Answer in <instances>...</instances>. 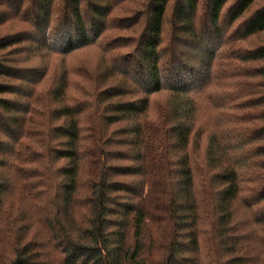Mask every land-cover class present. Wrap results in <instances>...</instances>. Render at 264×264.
I'll use <instances>...</instances> for the list:
<instances>
[{
  "label": "trees",
  "instance_id": "1",
  "mask_svg": "<svg viewBox=\"0 0 264 264\" xmlns=\"http://www.w3.org/2000/svg\"><path fill=\"white\" fill-rule=\"evenodd\" d=\"M259 1L0 0V29L31 27L0 36V264H264V197L241 196L239 169L225 159L248 148L264 170V95L251 106L263 120L256 141L233 128L224 141L226 119L208 130L198 72L211 76L236 43L263 36ZM128 7L135 18L116 20ZM116 29L137 34L113 39L125 54L100 43ZM96 45L103 64L85 74L32 64ZM240 60L264 80V44ZM233 78L220 75L230 88ZM32 84L38 93L50 84L59 104L42 107L38 140L28 128L39 114ZM116 125L123 150L111 148ZM204 135L197 177L192 143Z\"/></svg>",
  "mask_w": 264,
  "mask_h": 264
},
{
  "label": "rangeland",
  "instance_id": "2",
  "mask_svg": "<svg viewBox=\"0 0 264 264\" xmlns=\"http://www.w3.org/2000/svg\"><path fill=\"white\" fill-rule=\"evenodd\" d=\"M264 4V0L259 1L255 7H260ZM135 10L137 12L138 4L135 6ZM134 11L132 8L128 7L127 11L125 13H117L114 15L116 17V20H120L123 18H135L132 17V14ZM19 31H31V27L26 24L21 23H13L10 26H7L3 29H0V36L3 35H9L13 33H17ZM137 34H134L132 30L126 31L123 29H116L109 31L104 38H102L100 43L107 42L108 45L106 47L107 50L111 52L112 55L117 54H125L128 52L127 47L118 48L115 44V41L113 39L115 38H124L129 39L135 37ZM264 44V34L262 37H259L257 39H252L251 41L247 43H241L238 42L234 45V47L231 48V52H229V56L227 59L228 66L218 69V58L215 60L213 65L211 66V76H207V69L208 67H204L202 70L199 69V73H201L200 80L203 83V85H209L207 88L206 94L210 96V98L205 102L207 104L209 114V121L211 125H208V130L212 127L216 129L221 128L222 130V124L224 120L226 119V125L224 126L225 131L220 134L223 136L224 141L227 139L228 136H231L230 141H232V135H236L237 132H240L242 134V131H244L243 136H245L246 141L253 140L256 141V137L259 133V130L261 126L263 125V120L260 121V117L256 113L254 109H252L251 106L256 104V100L261 98L264 95V80L261 79L259 76H256L255 68H257V65L255 63H245L240 60L241 56L245 54V51L250 48H256L258 46H261ZM234 48V49H233ZM57 64L56 69L57 72L60 73L61 70L66 69L67 72L70 71V69L78 73V75L85 74L92 66L98 65L101 67L104 61V57L100 48V45H96L90 48H87L85 50H81L78 52H75L69 56H51L50 58H47V53H45V58L40 59L38 61H35L34 65H42V64ZM46 62V63H42ZM196 65V64H195ZM72 68H76L75 70ZM80 73H79V72ZM90 71V70H89ZM228 71L229 74H231L234 82L235 88H230L228 82L224 79H220V75L222 72ZM197 72V71H196ZM197 72V73H198ZM257 74V73H256ZM74 79L77 78V76L73 77ZM36 78L33 77L31 80H35ZM78 80V78H77ZM81 83V79H79ZM35 85H31L30 88H34ZM48 87H50V84L43 87L42 91L38 93V86L35 87V97L37 96L39 100H35L32 103V109L37 108L38 113L36 116L30 117L28 115V120L30 123L28 124V128L31 129L33 138H36L37 140L42 137V107L44 105H49L50 109L57 108L59 104L54 103L51 101V98L47 97V91ZM235 92L233 93V91ZM169 95L163 94L158 95L157 103L158 104H164L168 102ZM25 101V100H24ZM30 101L27 99V103ZM157 103H155V108L157 109ZM47 105V106H48ZM241 106V109H238ZM233 108L235 111L231 110ZM155 112H151V115L149 116L150 119H153ZM245 115L248 118V122L245 119ZM237 116L240 118V124L237 122ZM218 118V125L216 123V119ZM220 119V121H219ZM45 120V119H43ZM54 122H56L54 119L51 118L50 127L52 128L54 126ZM231 123V124H230ZM52 124V126H51ZM58 124V123H56ZM219 126V127H217ZM232 129V135H230L229 129ZM121 126L116 125L111 128L110 134L111 138L115 140L116 145H114V150H123L122 147L117 145V142H120L122 140V134H121ZM234 131V132H233ZM197 141V140H196ZM195 141V142H196ZM198 147L196 143H192L194 151H195V158L196 161H194V168L197 173V177L199 174V169H207L206 162L207 156H206V147L208 144L206 135H204L202 138H200V141H198ZM119 148V149H117ZM235 148V147H232ZM242 158V159H241ZM243 158H247L249 166H244L242 161H244ZM226 160H230L231 163H234L235 168L239 169L240 172V183L242 186V193L241 196H245V198L250 199H258L261 200V198L264 197V170L260 167V163L262 162V158L256 156V151L243 148L239 149L238 151L232 153L229 155V157L225 158ZM240 160V163H238ZM118 164H129L128 162L122 161L117 162ZM242 164V165H241ZM241 167V171H240ZM249 167L248 169H246ZM257 177V179H255ZM258 177H262L258 179ZM244 204V203H243ZM239 207H243L242 204H238ZM264 207V201H261V206L259 208Z\"/></svg>",
  "mask_w": 264,
  "mask_h": 264
}]
</instances>
